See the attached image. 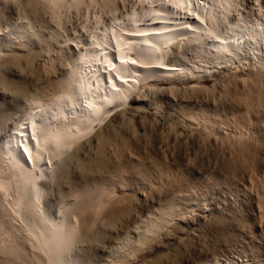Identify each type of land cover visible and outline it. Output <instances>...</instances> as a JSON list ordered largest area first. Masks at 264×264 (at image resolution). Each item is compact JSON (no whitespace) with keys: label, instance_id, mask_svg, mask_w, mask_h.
<instances>
[{"label":"bare ground","instance_id":"1","mask_svg":"<svg viewBox=\"0 0 264 264\" xmlns=\"http://www.w3.org/2000/svg\"><path fill=\"white\" fill-rule=\"evenodd\" d=\"M71 10L84 17L72 33L62 20ZM10 44L46 47L54 80L34 94L19 88L16 118L0 112V264H129L137 244L194 210L187 198L185 209L172 199L96 260L94 228L114 214L102 209L115 195L89 183L60 189L66 154L119 108L147 100L150 82L185 81L232 65L264 79V0H0V52ZM191 117L210 125L205 116ZM57 229L72 232L60 253L50 242Z\"/></svg>","mask_w":264,"mask_h":264},{"label":"rangeland","instance_id":"2","mask_svg":"<svg viewBox=\"0 0 264 264\" xmlns=\"http://www.w3.org/2000/svg\"><path fill=\"white\" fill-rule=\"evenodd\" d=\"M80 12L63 17L68 32L84 24ZM34 46L10 44L0 52V112L10 111L12 118L21 113L19 88L34 94L54 80L47 59L52 54ZM235 66L202 78L150 82L147 100L119 108L68 151L60 189L89 183L115 195L102 209L114 214L94 228V259L141 217L176 198L194 211L174 216L147 243L137 244L129 264H264V79L251 78L246 65ZM197 203L210 210L199 212Z\"/></svg>","mask_w":264,"mask_h":264},{"label":"snow or ice","instance_id":"3","mask_svg":"<svg viewBox=\"0 0 264 264\" xmlns=\"http://www.w3.org/2000/svg\"><path fill=\"white\" fill-rule=\"evenodd\" d=\"M71 235L72 232H64L59 229L52 233L50 242L58 253L63 252L68 247Z\"/></svg>","mask_w":264,"mask_h":264}]
</instances>
